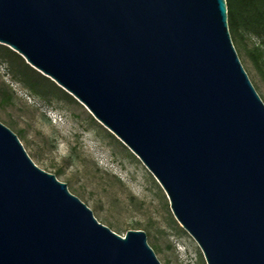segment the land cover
<instances>
[{"label": "water", "instance_id": "obj_1", "mask_svg": "<svg viewBox=\"0 0 264 264\" xmlns=\"http://www.w3.org/2000/svg\"><path fill=\"white\" fill-rule=\"evenodd\" d=\"M0 44L143 163L206 264H264V102L225 0H0ZM0 264H161L0 122Z\"/></svg>", "mask_w": 264, "mask_h": 264}, {"label": "rangeland", "instance_id": "obj_2", "mask_svg": "<svg viewBox=\"0 0 264 264\" xmlns=\"http://www.w3.org/2000/svg\"><path fill=\"white\" fill-rule=\"evenodd\" d=\"M232 41L264 102V43L249 35ZM252 54L259 56L258 67ZM1 60L0 122L38 167L66 183L97 221L117 234L143 230L161 264H206L197 243L175 220L160 184L128 147L66 91L48 98L33 94Z\"/></svg>", "mask_w": 264, "mask_h": 264}, {"label": "trees", "instance_id": "obj_3", "mask_svg": "<svg viewBox=\"0 0 264 264\" xmlns=\"http://www.w3.org/2000/svg\"><path fill=\"white\" fill-rule=\"evenodd\" d=\"M225 1L231 39H238L241 42L245 35H249L264 43V0ZM254 50H258V47ZM0 59L9 66L11 76L22 82L33 94L48 98L49 94L55 95L56 90L66 93L48 77L28 65L19 54L3 44H0ZM252 60L258 67L259 56L252 54Z\"/></svg>", "mask_w": 264, "mask_h": 264}]
</instances>
